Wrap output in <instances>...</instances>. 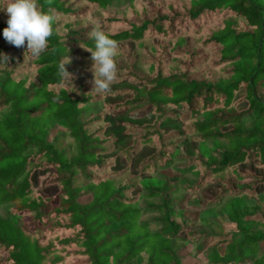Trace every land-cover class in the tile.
Instances as JSON below:
<instances>
[{
  "label": "trees",
  "instance_id": "1",
  "mask_svg": "<svg viewBox=\"0 0 264 264\" xmlns=\"http://www.w3.org/2000/svg\"><path fill=\"white\" fill-rule=\"evenodd\" d=\"M5 3L0 264H186L179 242L204 264H264V0H40L58 20L39 58L3 37ZM97 25L119 42L123 87L104 95L86 50Z\"/></svg>",
  "mask_w": 264,
  "mask_h": 264
},
{
  "label": "clouds",
  "instance_id": "2",
  "mask_svg": "<svg viewBox=\"0 0 264 264\" xmlns=\"http://www.w3.org/2000/svg\"><path fill=\"white\" fill-rule=\"evenodd\" d=\"M53 0H45L51 5ZM3 10L8 15L7 27L3 30L5 40L16 48H24L25 53L33 58H39L49 47V39L53 36L58 13L49 7L47 11L40 0H6ZM89 39L94 41L91 53L93 65V89L91 93L104 95L111 92V86L117 81L118 68L116 56L119 42L110 37L101 27L94 26L88 33ZM55 51V49H53ZM11 57L0 53V68L8 69ZM71 63L67 55L58 65V75L63 86L71 85L74 77L67 71L66 65ZM84 104H78L82 106Z\"/></svg>",
  "mask_w": 264,
  "mask_h": 264
},
{
  "label": "rangeland",
  "instance_id": "3",
  "mask_svg": "<svg viewBox=\"0 0 264 264\" xmlns=\"http://www.w3.org/2000/svg\"><path fill=\"white\" fill-rule=\"evenodd\" d=\"M123 3V2H122ZM118 87H123V85H112L111 88L116 89ZM99 109V105L98 104H94L93 105V111L97 112ZM3 114V112L0 113V116ZM129 118V117H128ZM126 120H130L126 119ZM62 131L61 129H53L50 135V139L56 141L59 144V147L62 149H66L68 151H70V139L65 136V133H63L62 135L58 136V134H61ZM56 136V137H55ZM159 174H165L168 176H175L178 175L174 170L173 167H170L168 169H163L159 172ZM247 182V181H246ZM244 183V181L242 182ZM181 196V195H179ZM86 198H82L81 200H85ZM188 200V195H186L184 197V200H182L179 204V207L184 211L185 215L187 217H189L190 219H194L197 217L199 209L193 206H189L187 203ZM255 199H251L249 200V204H253L255 203ZM260 205L264 211V195L262 194L260 196ZM9 211V206L8 205H4L0 208V212L3 215H7ZM143 220H153V215L150 213H144L142 216ZM224 220H221L220 223H217V225L215 226V230L218 233L217 235L221 236V237H225V236H229L232 233V230L229 229V227H227V224L225 222H223ZM156 227H158L157 223H155L154 221H151V228L155 229ZM235 228V227H234ZM182 244H184L183 242H179L177 245L180 248V252L183 255L186 256H192L189 257V259H187L186 264H204L205 262V258L203 256V254H199L198 256L195 255L196 252V248L193 247V245L188 244L185 245L183 247H180ZM262 250H264V244L261 245ZM144 258L146 259V255L143 254Z\"/></svg>",
  "mask_w": 264,
  "mask_h": 264
},
{
  "label": "crops",
  "instance_id": "4",
  "mask_svg": "<svg viewBox=\"0 0 264 264\" xmlns=\"http://www.w3.org/2000/svg\"><path fill=\"white\" fill-rule=\"evenodd\" d=\"M199 212H200V210H199ZM199 212H198V215H199ZM198 215H197V217H198ZM197 217L194 218V219H197ZM226 224H227V227H229L230 230H234V226H233V225H230V224H228L227 222H226ZM209 244H210V243H209ZM190 245H191V244H190Z\"/></svg>",
  "mask_w": 264,
  "mask_h": 264
}]
</instances>
